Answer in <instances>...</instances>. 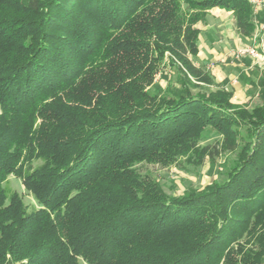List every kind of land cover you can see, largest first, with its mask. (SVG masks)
I'll use <instances>...</instances> for the list:
<instances>
[{
  "label": "trees",
  "instance_id": "trees-1",
  "mask_svg": "<svg viewBox=\"0 0 264 264\" xmlns=\"http://www.w3.org/2000/svg\"><path fill=\"white\" fill-rule=\"evenodd\" d=\"M214 9L253 36L251 0H0V264L260 263L232 246L247 216L264 225V105L148 91L168 60L200 78L188 55ZM243 128L223 185L174 198L136 169L203 160L208 129L234 146Z\"/></svg>",
  "mask_w": 264,
  "mask_h": 264
},
{
  "label": "rangeland",
  "instance_id": "rangeland-1",
  "mask_svg": "<svg viewBox=\"0 0 264 264\" xmlns=\"http://www.w3.org/2000/svg\"><path fill=\"white\" fill-rule=\"evenodd\" d=\"M254 23L256 30L253 36L246 38L238 32L232 16L221 12L209 14L206 21L199 25L198 53L188 55L201 73L200 78L188 75L189 82L184 65L177 62L174 65L168 60L148 88L149 93L176 99L186 88L193 95L205 96L224 91L231 93L230 103L235 109L252 112L263 106L264 52L260 43L264 38V0L255 3ZM251 49L260 56H251L247 52ZM240 134L243 138L231 146L217 132L208 129L198 144V148L204 149L206 157L203 160L195 159L193 155L182 156L169 165L149 162L137 165L136 169L142 176L156 180L169 197L200 193L210 186H220L228 181L246 142L247 129H241ZM6 188L18 193L29 209L37 207L20 178L10 176ZM246 219L248 230L232 248L237 250L241 246L256 256L259 264H264V225L258 222L256 215Z\"/></svg>",
  "mask_w": 264,
  "mask_h": 264
},
{
  "label": "built area",
  "instance_id": "built-area-1",
  "mask_svg": "<svg viewBox=\"0 0 264 264\" xmlns=\"http://www.w3.org/2000/svg\"><path fill=\"white\" fill-rule=\"evenodd\" d=\"M251 2L255 5V3H258V0H251ZM264 29V27H263ZM257 38V36L255 37ZM260 46L263 48V52H264V38L261 39V43ZM251 56L258 58L260 55L256 52V50L251 49L247 51Z\"/></svg>",
  "mask_w": 264,
  "mask_h": 264
},
{
  "label": "crops",
  "instance_id": "crops-1",
  "mask_svg": "<svg viewBox=\"0 0 264 264\" xmlns=\"http://www.w3.org/2000/svg\"><path fill=\"white\" fill-rule=\"evenodd\" d=\"M213 12H221V13H225V14H228V15L232 16L233 19H234V21H235L236 27H237L236 20H235L234 16H233L231 13H228V12H226V11H224V10H220V9H214V10L210 11L209 14H211V13H213ZM209 14H208V15H209ZM208 15H207L206 19L208 18ZM206 19H205V21H206ZM205 21L198 23V25L196 26L197 29L200 30V36H201V28L199 27V25H201V24L204 23ZM237 30H238V29H237ZM198 42H199V41H198ZM198 48H199V45H198Z\"/></svg>",
  "mask_w": 264,
  "mask_h": 264
}]
</instances>
